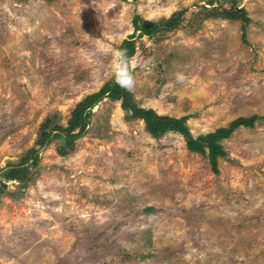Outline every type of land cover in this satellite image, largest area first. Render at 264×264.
I'll return each mask as SVG.
<instances>
[{
    "label": "rangeland",
    "instance_id": "374dc122",
    "mask_svg": "<svg viewBox=\"0 0 264 264\" xmlns=\"http://www.w3.org/2000/svg\"><path fill=\"white\" fill-rule=\"evenodd\" d=\"M231 7L245 35L219 16ZM183 8L179 27L134 38L132 93L194 137L261 117L220 141L218 173L107 98L74 150L37 145L114 77L135 15ZM0 264H264V0H0Z\"/></svg>",
    "mask_w": 264,
    "mask_h": 264
},
{
    "label": "trees",
    "instance_id": "16d2710c",
    "mask_svg": "<svg viewBox=\"0 0 264 264\" xmlns=\"http://www.w3.org/2000/svg\"><path fill=\"white\" fill-rule=\"evenodd\" d=\"M187 11V8H183L173 13L170 18L158 22L147 21L140 15H135L133 19L134 33L123 41L119 49L126 50L128 57L131 59L136 52V44L134 41L136 36H148L151 38L159 32L171 31L180 26ZM218 12L219 16L224 18L242 20L243 35H245L246 26L251 22L245 9L231 7L229 9L224 8ZM125 71V68L120 67L117 72H119L123 78L125 76ZM106 98L112 101H121V107L125 110L126 114L130 115L132 118L143 120L147 132L153 137L160 138L167 132H175L184 137L187 148L191 152L206 155L208 150L211 166L215 173L219 172L217 168V158L227 156V152L220 144V141L230 137L231 134L241 126L253 128L256 121L261 118L256 115L239 117L233 120L227 127H220L213 132L194 137L186 123V116L174 117L170 115H161L152 108L140 107L136 103L132 91L122 88L116 83L113 77L110 81L106 82L99 91L87 95L76 104L71 112V117L66 127L60 124L52 126L51 121L47 119L41 126L37 145L42 147L53 139H61L63 141V146L60 149L61 154L65 155L69 151L74 150L77 140L88 131V126L93 116V109Z\"/></svg>",
    "mask_w": 264,
    "mask_h": 264
},
{
    "label": "clouds",
    "instance_id": "9594fccd",
    "mask_svg": "<svg viewBox=\"0 0 264 264\" xmlns=\"http://www.w3.org/2000/svg\"><path fill=\"white\" fill-rule=\"evenodd\" d=\"M114 60L123 68H125V76L122 78L119 72L113 73L115 81L122 88L132 91L135 87V77L131 69V59L127 55V51L123 49H117L112 52ZM142 68L146 67V62L141 63Z\"/></svg>",
    "mask_w": 264,
    "mask_h": 264
}]
</instances>
